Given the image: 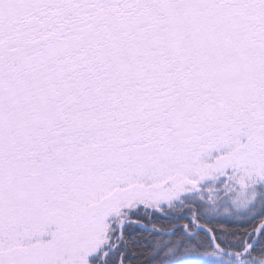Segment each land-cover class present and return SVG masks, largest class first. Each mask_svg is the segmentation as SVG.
<instances>
[{
  "label": "snow or ice",
  "instance_id": "snow-or-ice-1",
  "mask_svg": "<svg viewBox=\"0 0 264 264\" xmlns=\"http://www.w3.org/2000/svg\"><path fill=\"white\" fill-rule=\"evenodd\" d=\"M0 264H264V0H0Z\"/></svg>",
  "mask_w": 264,
  "mask_h": 264
}]
</instances>
